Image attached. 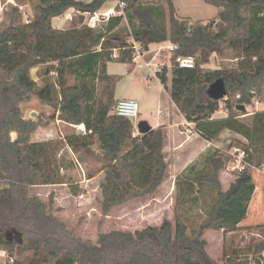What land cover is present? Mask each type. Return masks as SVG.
Listing matches in <instances>:
<instances>
[{"label":"trees","instance_id":"16d2710c","mask_svg":"<svg viewBox=\"0 0 264 264\" xmlns=\"http://www.w3.org/2000/svg\"><path fill=\"white\" fill-rule=\"evenodd\" d=\"M106 1L38 0L31 19L21 22L14 8L18 17L0 29V248L13 258L12 264H249L230 249L226 235L240 228L264 230V224L239 225L255 189L252 169L264 165V108L250 113V123L239 119L246 111L237 108L249 105L256 89L261 93L264 0H203L218 9L206 23L179 17L173 0H163L167 11L162 1L119 0L122 11L101 27L83 23L81 14L66 28L52 25L54 17L70 8L94 12ZM115 9L120 11L117 5ZM164 41L177 45L170 52V78L166 65L158 75L170 99L201 138L211 141L223 130L241 135L246 165L234 171L235 179L223 190L218 175L232 160L231 153L211 147L202 153L203 169L193 161L175 177L172 220L135 231L99 232L95 241L82 239L53 214L58 209L53 208V192L45 202L29 188L71 186L72 178L62 171L76 162L85 165L87 179L103 174L98 201L103 216L158 191L167 169L163 130L139 134L131 119L114 112L120 75L107 67L109 62L124 63L130 72L134 44L143 52ZM226 48L242 54L236 69L203 66ZM178 55L192 56L193 67L179 66ZM33 68L42 84L31 76ZM218 77L228 90L223 98L227 114L213 117L220 100L211 98L207 87ZM32 99L54 113L24 117L21 105ZM56 119L83 125L85 131L31 140L39 126ZM68 151L74 160L67 159ZM92 161L100 164L90 167ZM189 194L201 199L193 224L183 208ZM206 230L222 231L221 263L205 251ZM254 244L256 251L264 248V241Z\"/></svg>","mask_w":264,"mask_h":264},{"label":"rangeland","instance_id":"374dc122","mask_svg":"<svg viewBox=\"0 0 264 264\" xmlns=\"http://www.w3.org/2000/svg\"><path fill=\"white\" fill-rule=\"evenodd\" d=\"M142 1L147 3L162 1L167 11V6L163 0ZM37 2L38 0H0V29L6 26L13 18L18 17L13 11L14 8H17L21 22L31 19L34 14V6ZM113 3H115V0L106 1L98 11H104L105 8L113 6ZM173 4L176 14L179 17L190 18V21L192 22L196 19H203L205 20V22H203L206 23L215 17L214 15L209 18L212 16L211 14L216 8L206 4L203 0H173ZM80 14L83 16L84 23L86 21V15L80 13L74 8H70L62 15L54 17L52 19V25L56 28H66L72 20L78 19ZM17 20L19 19L17 18ZM101 25L103 26L104 24L101 23ZM160 53L162 59L159 63L162 65H168L167 68L168 71H170V52H168L167 49H164ZM241 59L242 54L240 51L226 48L220 54L213 53L210 56L209 62L203 66L229 71L236 69ZM107 70L110 73L120 75V78L115 85V98H133L139 105V114L133 120L135 130H138L137 124L142 120L147 121L149 124H153V119L155 118L160 105L162 106L165 104V100L164 98H161V88L155 78L149 81L141 79L142 62L139 61L136 70L130 75L126 74L128 66L124 63L109 62ZM36 75L37 70L36 68H33L31 70V76L38 84H42V79ZM261 87V93L255 88L257 92L252 94L253 98L251 103L245 106L246 113L239 116V119L244 123H250V113L254 110L264 108V81ZM234 94L235 93H231V95ZM227 95L228 92L226 96ZM220 107L225 109L223 99L219 102L218 108ZM21 108L23 115L26 118H37L40 113L49 115L54 113L52 108L43 105L34 99L22 104ZM218 110L220 109H217L214 113L215 117L225 116L224 113ZM32 112H36L37 116H32ZM56 120L49 122L47 125L39 126L36 131L31 134V140L41 141L57 139L62 138L68 133L81 132L77 125L61 124L60 122V124H55ZM174 129L179 133L181 132V136L184 140H187L188 135L185 134L182 126H180V130L177 128H173L172 130L174 131ZM231 135L220 138L222 149L227 150L230 146L246 145V140L242 136L237 138L233 136V134ZM12 136H14V133ZM198 138L199 137H195V140ZM226 140L229 141L226 142ZM203 155L204 154L199 153V155L193 159V161H197V166L202 169L205 164ZM231 157L233 160L232 155ZM67 159L74 160V156L70 151H68ZM99 164L100 163L92 161L90 167H95ZM169 165L170 167L166 171L165 182L155 194L141 199H133L123 205L113 207L107 215L104 216L101 213L100 204L98 202L100 198L99 182L102 179L103 174L100 172L94 179L87 180L84 175L87 171L85 165L76 162L73 164L72 168H64L62 171L65 178H72L73 182L71 186L67 184H58L52 187L48 185L33 186L29 188V193L36 195L42 201L47 202L50 192H53V208H58L57 210H54L53 214L61 220L68 229L73 230L80 238L95 241L99 232H109L111 230L135 231L149 225H158L164 218L173 219V203L177 191L174 188L171 195L172 185L170 186L169 191V185L172 183L171 180L173 179L169 175L172 165L171 161ZM232 166L233 163L229 161L225 169L234 174L235 170L232 169ZM256 173L257 172H255V174ZM167 182L169 184H167ZM200 200V198H193V195L191 194L187 195L185 198L183 208H185V213L191 219L190 222L192 224L196 223L195 221L200 213ZM263 236L264 230L260 231L252 228L242 230V228H240L232 234L228 233L226 238L230 242V249H235L240 252V258L242 260L247 261L249 264H256V261L259 260L260 264H264V248L256 251L254 244L255 242L260 243V241H264L262 240ZM222 237L223 234L213 230H206L203 233V238L206 240L205 251L207 255L217 263H221L222 261ZM12 262L13 258L10 257L5 250L0 248V263L12 264Z\"/></svg>","mask_w":264,"mask_h":264},{"label":"crops","instance_id":"0c3cea01","mask_svg":"<svg viewBox=\"0 0 264 264\" xmlns=\"http://www.w3.org/2000/svg\"><path fill=\"white\" fill-rule=\"evenodd\" d=\"M210 5V4H209ZM114 6V3H113ZM111 7H107L106 9L112 8ZM213 6V5H211ZM215 7V6H214ZM216 8V7H215ZM217 8L216 10H213V13L211 14L212 16H210L209 18L213 17L216 12H217ZM205 22V20L203 19H199ZM166 44V45H164ZM171 43L169 41H164V42H160V43H152L149 45V50L144 52L142 58H135L134 59V65L132 70L129 72L127 70L126 74L130 75L134 72V70H136V66L137 64H139V61L143 62L142 60H148L151 59L153 57L152 61L155 62H159L162 57H161V51H163L164 49H166V47H168ZM159 47H162L163 49L158 50ZM168 52H171L168 50ZM158 59V60H157ZM166 65V64H165ZM168 66V65H166ZM167 76L168 78H170V71L167 72ZM141 77V76H140ZM142 79V77H141ZM143 80V79H142ZM160 85L161 88V98L165 100V104L164 105H160L155 118L153 119V124H150L152 128H157V127H161L163 130V134H164V140H163V154H164V158L166 161V166L167 169L166 171L169 169L170 165V161L172 163L171 165V171L169 173V175L171 176V178H173L171 181L172 183H170L169 185V191H170V186L172 185L171 188V195L174 191L175 185H174V181H175V177L191 162H193V159H195L199 153H203L205 152L207 149L211 148V147H216V148H221V141L220 138L221 137H226L229 136L231 134H233V136L240 138L241 135L234 133L229 130H223L218 136L217 138L208 141L205 140L203 138H200L199 135H197L196 133H192V135H188L187 136V140H184V138L181 136V132L179 133L177 130L174 129V131L172 130L173 128H177L180 130V126H182V129L184 130V123L186 122L185 118L183 117V115L178 111L177 107L174 105V103L172 102V100L170 99L169 93L167 92V90H165L163 88V86L161 85V83L159 82L158 79H156ZM169 84V82H168ZM164 94V96H163ZM118 99V98H116ZM122 99V98H120ZM213 117H215V115L213 114ZM67 124L61 120H56L55 124ZM137 132V131H136ZM186 134V133H185ZM232 136V135H231ZM195 137H199L197 140H195ZM48 140V139H47ZM229 140H226V142H228ZM221 144V145H220ZM233 146H230V148H228L226 151H228L230 153V151L232 150ZM169 153V156H168ZM229 170H221L219 172V180L221 183V187L223 190H226L230 183L235 179V175L233 173L228 172ZM255 172H257L255 174ZM100 176V174H99ZM96 176L89 178L87 180H92L94 179ZM165 177H166V173L165 176L163 178V181L161 182L160 186L158 189H160V187L164 184L165 182ZM100 178V177H99ZM252 178L255 184V189L253 192V195L251 197V200L249 202L248 205V209H247V213L245 218L239 223L240 226H254V225H259V224H264V165L259 167V168H253L252 169ZM167 184H169L167 182ZM54 185H58V184H54ZM54 185H48V186H54ZM219 233L222 234V231H217Z\"/></svg>","mask_w":264,"mask_h":264},{"label":"built area","instance_id":"2783aa9c","mask_svg":"<svg viewBox=\"0 0 264 264\" xmlns=\"http://www.w3.org/2000/svg\"><path fill=\"white\" fill-rule=\"evenodd\" d=\"M118 6L120 8L119 10L115 9V6ZM124 6V2L115 0L114 6L112 8L106 9L104 11H94V12H85L86 15V24L90 27H101V23L105 24L109 18L110 15H116L119 14L122 11V7ZM135 47V53H134V59L135 58H142L144 52H141L137 44H134ZM177 47L175 44H170L168 47H166L167 50L172 51ZM163 49L162 47H159L157 51ZM154 57V55H153ZM153 57L148 60H142V70H141V77L144 81H149L153 78L158 79V75L162 72V64L159 62L152 61ZM175 62L181 66L186 68H191L194 65V58L189 55H178L175 58ZM220 112L227 114V110L223 108H218ZM114 112L117 115L126 117L131 119L132 121L138 116L139 114V105L133 98H122L119 99L115 105ZM134 123V122H133ZM77 127L81 130V132L85 131V128L83 125H77ZM184 132L187 135H191L194 133V130L192 128V124L190 122L184 123ZM135 129V128H134ZM137 131V130H135ZM231 155L233 156V160L231 162L233 163L232 169L234 170H242L246 163L243 161V158L245 156V151L241 146H233L232 151H230ZM260 235V234H259ZM264 240V236L263 239Z\"/></svg>","mask_w":264,"mask_h":264},{"label":"water","instance_id":"95a60500","mask_svg":"<svg viewBox=\"0 0 264 264\" xmlns=\"http://www.w3.org/2000/svg\"><path fill=\"white\" fill-rule=\"evenodd\" d=\"M207 94L211 98H214L216 100H221L226 97L227 89L222 77H218L208 85ZM237 108L240 109L241 111L246 110L245 106L241 104L237 105ZM32 116H37V113L32 112ZM137 127H138L137 133L139 134L147 133L152 129L151 125L145 120L138 122Z\"/></svg>","mask_w":264,"mask_h":264}]
</instances>
